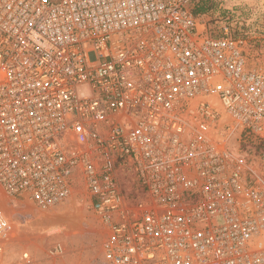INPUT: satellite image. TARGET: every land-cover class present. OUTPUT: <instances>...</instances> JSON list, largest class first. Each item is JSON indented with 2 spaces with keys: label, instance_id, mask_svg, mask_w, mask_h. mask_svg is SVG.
Segmentation results:
<instances>
[{
  "label": "built area",
  "instance_id": "built-area-1",
  "mask_svg": "<svg viewBox=\"0 0 264 264\" xmlns=\"http://www.w3.org/2000/svg\"><path fill=\"white\" fill-rule=\"evenodd\" d=\"M81 190L102 264H264V61L190 0H0V264Z\"/></svg>",
  "mask_w": 264,
  "mask_h": 264
},
{
  "label": "rangeland",
  "instance_id": "rangeland-1",
  "mask_svg": "<svg viewBox=\"0 0 264 264\" xmlns=\"http://www.w3.org/2000/svg\"><path fill=\"white\" fill-rule=\"evenodd\" d=\"M192 5L203 1L207 27L214 33L226 27L234 36L243 38L248 54L264 61V0H190ZM85 191L76 193L58 209L32 216L22 239L34 241L43 249L49 241H63L64 252L59 257L41 254V264H102L99 248V228L93 213L86 207ZM2 201L1 205H9ZM22 211L26 212L27 209ZM52 226H66L70 235L46 236ZM69 228V229H68Z\"/></svg>",
  "mask_w": 264,
  "mask_h": 264
},
{
  "label": "trees",
  "instance_id": "trees-1",
  "mask_svg": "<svg viewBox=\"0 0 264 264\" xmlns=\"http://www.w3.org/2000/svg\"><path fill=\"white\" fill-rule=\"evenodd\" d=\"M206 9L205 3L203 1L193 5V11L195 13H202Z\"/></svg>",
  "mask_w": 264,
  "mask_h": 264
}]
</instances>
